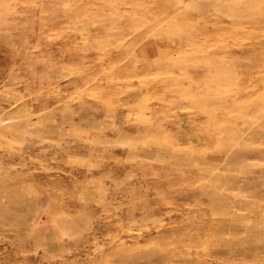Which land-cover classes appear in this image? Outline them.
Masks as SVG:
<instances>
[{
    "label": "rangeland",
    "instance_id": "374dc122",
    "mask_svg": "<svg viewBox=\"0 0 264 264\" xmlns=\"http://www.w3.org/2000/svg\"><path fill=\"white\" fill-rule=\"evenodd\" d=\"M0 264H264V0H0Z\"/></svg>",
    "mask_w": 264,
    "mask_h": 264
}]
</instances>
